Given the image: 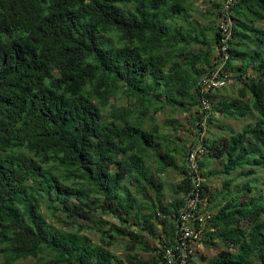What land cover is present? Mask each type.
I'll list each match as a JSON object with an SVG mask.
<instances>
[{
    "label": "trees",
    "instance_id": "trees-1",
    "mask_svg": "<svg viewBox=\"0 0 264 264\" xmlns=\"http://www.w3.org/2000/svg\"><path fill=\"white\" fill-rule=\"evenodd\" d=\"M215 5L232 19L225 69L238 95L214 102L227 87L207 93L211 109L199 115L219 18L200 25L189 0H0V264H162L190 188L177 111L193 116L204 149L199 174L213 216L203 243L221 247L190 264H264V179L255 177L264 167V0ZM216 111L252 123L201 138ZM211 161L217 175L245 178L218 204L207 188ZM171 169L181 179L166 201Z\"/></svg>",
    "mask_w": 264,
    "mask_h": 264
},
{
    "label": "built area",
    "instance_id": "built-area-1",
    "mask_svg": "<svg viewBox=\"0 0 264 264\" xmlns=\"http://www.w3.org/2000/svg\"><path fill=\"white\" fill-rule=\"evenodd\" d=\"M229 4V3H228ZM227 4V5H228ZM226 13L219 16L218 30L220 32L216 47V62L207 69L199 81L200 114L211 109L210 101L205 97L209 92L221 89L229 84L230 74L225 69L229 57V40L232 33V19ZM204 153L201 139L196 138L188 144L185 158L190 188L182 194L183 204L179 208L174 222L175 233L172 240L164 241L161 245L162 264H190L198 255L206 254L203 238L212 212L204 210V196L202 190L203 178L200 176L199 157Z\"/></svg>",
    "mask_w": 264,
    "mask_h": 264
},
{
    "label": "rangeland",
    "instance_id": "rangeland-1",
    "mask_svg": "<svg viewBox=\"0 0 264 264\" xmlns=\"http://www.w3.org/2000/svg\"><path fill=\"white\" fill-rule=\"evenodd\" d=\"M217 0H189V2L192 4V9H193V15L197 19L200 25H208L210 23H215V20L219 18L218 16V10L215 5ZM212 12V15L205 17L206 15L210 14ZM217 25V24H216ZM252 71L248 72V75H251ZM239 83L237 81H230L229 85H227V93L226 94H214L212 99L214 102H216L219 97H222L224 100H228L231 98H236L238 93H237V88H238ZM174 117L176 118L177 121V126L175 127V130L173 131L174 134L178 137L177 139V144L181 142L182 138L184 140L192 141L193 139H196V130L193 128V125L191 124L193 116L189 113H182V112H174ZM211 120L209 122L205 123V126H202L204 129V132L202 133L201 138H205L207 136H214V137H222L223 138H228L229 136L232 135V132L228 130V128L232 129L235 133L240 131L242 127L248 126L250 123H252V118H242V119H232V118H227L223 117L221 114L218 113V111L213 112L210 114ZM166 118H172L171 112L167 111L165 114L159 115V122L165 120ZM167 131V129H165ZM170 133V131H168ZM202 140V139H201ZM173 146V144L171 145ZM202 160L201 156L199 157V161ZM157 162H159L157 160ZM177 164L181 166L182 160L181 157H177ZM156 168L160 167L155 166ZM210 167L211 169L215 170V174H211L208 170H205L206 173H208V182H207V188L208 192L211 193L212 195H218L219 198L216 200L215 204H218V202L221 200V197L223 198L227 192L229 191H235L239 186L244 184L245 178H238L235 176H232L230 178H225L223 176H220L219 174L217 175V170L218 166L211 161L210 162ZM181 171V170H179ZM180 173V172H179ZM176 171L175 169H171L168 173H166L162 178V195L165 197L166 201L171 199L172 197V192L171 189L172 187L180 181L181 176ZM255 177L258 180H263L264 179V167H260L257 169V172L255 174ZM203 178V177H202ZM235 178V179H234ZM252 179V177H250ZM230 179H234L233 185L229 187V189L223 188L224 182L229 181ZM158 181V180H156ZM260 186H258V189ZM228 198V197H227ZM226 199V198H224ZM244 199V198H242ZM204 210L207 209L208 207V197H206L205 202H204ZM44 210V209H43ZM42 210V211H43ZM95 215V214H94ZM96 216V215H95ZM99 216V214H98ZM102 220L108 221L111 224L116 223L117 221L110 216L107 215H100ZM83 223L87 224L86 221H83ZM91 225V224H89ZM131 229V228H130ZM132 230V229H131ZM161 231L157 229V234H159ZM86 234V236L89 237L90 241L93 244H98L99 243V234H97L94 231H88L85 230L83 232ZM143 238L148 242L150 245L154 246L157 244V240H151L149 237H147L145 234H143ZM124 242V241H122ZM206 254L207 256H214L217 254L218 251L221 250V247L217 248H207ZM112 252L115 254L123 256L125 251L122 246L116 245L111 249ZM139 256L144 259H150L153 256L152 252H138ZM33 263V260H27L24 261L23 264H31Z\"/></svg>",
    "mask_w": 264,
    "mask_h": 264
},
{
    "label": "clouds",
    "instance_id": "clouds-1",
    "mask_svg": "<svg viewBox=\"0 0 264 264\" xmlns=\"http://www.w3.org/2000/svg\"><path fill=\"white\" fill-rule=\"evenodd\" d=\"M210 104H211V102H210ZM199 115H201V114L199 113ZM196 138H197V136H196ZM193 141H194V139H193L192 141H190V142H193ZM190 142H189V143H190ZM189 143H188V144H189Z\"/></svg>",
    "mask_w": 264,
    "mask_h": 264
},
{
    "label": "crops",
    "instance_id": "crops-1",
    "mask_svg": "<svg viewBox=\"0 0 264 264\" xmlns=\"http://www.w3.org/2000/svg\"><path fill=\"white\" fill-rule=\"evenodd\" d=\"M207 252V250H205V253Z\"/></svg>",
    "mask_w": 264,
    "mask_h": 264
}]
</instances>
